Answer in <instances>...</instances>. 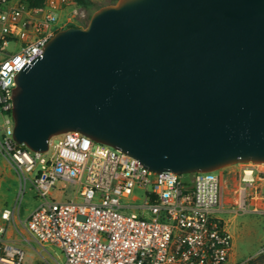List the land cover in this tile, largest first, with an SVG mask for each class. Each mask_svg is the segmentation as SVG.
Here are the masks:
<instances>
[{
    "label": "water",
    "instance_id": "obj_1",
    "mask_svg": "<svg viewBox=\"0 0 264 264\" xmlns=\"http://www.w3.org/2000/svg\"><path fill=\"white\" fill-rule=\"evenodd\" d=\"M15 76L12 139L76 132L185 175L264 164V0H116Z\"/></svg>",
    "mask_w": 264,
    "mask_h": 264
},
{
    "label": "built area",
    "instance_id": "obj_2",
    "mask_svg": "<svg viewBox=\"0 0 264 264\" xmlns=\"http://www.w3.org/2000/svg\"><path fill=\"white\" fill-rule=\"evenodd\" d=\"M62 13L65 18L56 27ZM84 13L71 0H44L36 7L26 0H0V153L40 201L23 229L40 247L59 249L64 264H226L232 238L219 214L264 213V164H236L218 175L156 174L126 153L76 132L52 137L44 153L12 139L16 74L41 55L54 33L78 27ZM11 44L15 50L8 49ZM37 166L29 180L26 175ZM224 177L237 182L228 209ZM52 192L70 197L47 200ZM14 219V208L0 213V264L24 261V252L6 237Z\"/></svg>",
    "mask_w": 264,
    "mask_h": 264
},
{
    "label": "rangeland",
    "instance_id": "obj_3",
    "mask_svg": "<svg viewBox=\"0 0 264 264\" xmlns=\"http://www.w3.org/2000/svg\"><path fill=\"white\" fill-rule=\"evenodd\" d=\"M85 20L78 27L83 28L92 13L100 7L113 4L116 0H82ZM66 13V12H65ZM65 13L59 15L60 23L56 24L59 27ZM62 28L60 30H63ZM9 50H15L16 45L8 46ZM3 118L0 114V124ZM44 158H46L44 156ZM39 169L36 167L34 172L26 175L29 180L35 176V172ZM223 169L214 174L218 175ZM222 194L224 209H228L235 201V191L237 182L233 178H223ZM21 191V194H20ZM134 194L140 199L141 194L135 191ZM70 196L61 197L59 194L52 192L47 200L54 199L65 200ZM40 201L35 197L33 189L29 181L22 180L19 173L16 172L12 163L3 153H0V213L4 209H15L14 225L7 229L6 237L18 246L24 252L23 264H64L65 259L62 252L53 246L40 247L33 239H31L23 229L29 214L39 205ZM122 203H130L129 200H122ZM137 201L133 204H138ZM264 208V205H261ZM227 222V229L232 238V250L226 264H264V213H244L239 215L219 214Z\"/></svg>",
    "mask_w": 264,
    "mask_h": 264
},
{
    "label": "trees",
    "instance_id": "obj_4",
    "mask_svg": "<svg viewBox=\"0 0 264 264\" xmlns=\"http://www.w3.org/2000/svg\"><path fill=\"white\" fill-rule=\"evenodd\" d=\"M31 6H40L44 0H26ZM73 2H75L77 5L83 7V1L82 0H71Z\"/></svg>",
    "mask_w": 264,
    "mask_h": 264
}]
</instances>
